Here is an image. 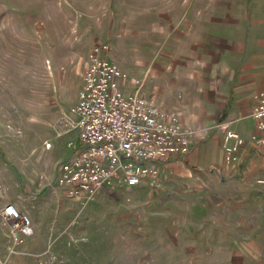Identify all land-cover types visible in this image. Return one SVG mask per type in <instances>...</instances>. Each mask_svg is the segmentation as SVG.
I'll use <instances>...</instances> for the list:
<instances>
[{"label":"rangeland","instance_id":"obj_1","mask_svg":"<svg viewBox=\"0 0 264 264\" xmlns=\"http://www.w3.org/2000/svg\"><path fill=\"white\" fill-rule=\"evenodd\" d=\"M220 14L242 32L262 25L264 0H0V214L21 203L33 230L14 243L0 215V264H264V156L251 166L222 156L226 174L183 157L156 183L86 201L55 184L92 44L108 42L125 93L151 89L155 101L204 64L186 20L212 27Z\"/></svg>","mask_w":264,"mask_h":264},{"label":"built area","instance_id":"obj_2","mask_svg":"<svg viewBox=\"0 0 264 264\" xmlns=\"http://www.w3.org/2000/svg\"><path fill=\"white\" fill-rule=\"evenodd\" d=\"M107 41L92 44L81 73L76 100L70 108L77 139L72 151L57 167L55 184L79 200L94 199L102 189L153 184L159 179L158 162L187 153L192 131L177 114L140 94L125 93L119 79L127 73L108 56ZM255 130L248 138L231 128L229 119L216 126L222 130L223 161L239 163L245 143L264 148V88L254 94L250 107ZM1 219L14 243L33 233L28 214L12 203L1 210Z\"/></svg>","mask_w":264,"mask_h":264},{"label":"crops","instance_id":"obj_3","mask_svg":"<svg viewBox=\"0 0 264 264\" xmlns=\"http://www.w3.org/2000/svg\"><path fill=\"white\" fill-rule=\"evenodd\" d=\"M218 7L222 9L221 4ZM202 20L200 17L198 20H186L183 32H195L198 28L199 37L190 50L198 51L204 64L200 67L194 63L188 77L179 71L181 82L177 87L165 88L162 97L159 95L155 100L175 112L182 126L192 131L193 144L187 153L158 162L159 170L161 165L186 157L187 161L195 164V161H203L197 164L203 163L206 170L216 169L226 174L230 168L221 160L222 130L213 124L234 119L230 123L231 128L244 138L255 130L249 113L254 94L264 88V21L260 26L242 24L245 29L239 32L240 25L235 23L233 30L232 20L230 22L222 14L212 27H207ZM158 25L151 24L152 33L158 34ZM208 30L211 35H208ZM209 39L213 42L208 45ZM196 70L199 76L194 75ZM143 73L145 77L148 74L147 71ZM149 91V97L156 99L152 90ZM258 156H264V148L257 149L246 142L238 164L246 160L251 166ZM8 203L22 210L21 203Z\"/></svg>","mask_w":264,"mask_h":264}]
</instances>
